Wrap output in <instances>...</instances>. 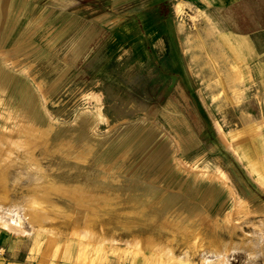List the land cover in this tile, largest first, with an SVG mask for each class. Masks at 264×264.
Here are the masks:
<instances>
[{
    "label": "rangeland",
    "instance_id": "rangeland-1",
    "mask_svg": "<svg viewBox=\"0 0 264 264\" xmlns=\"http://www.w3.org/2000/svg\"><path fill=\"white\" fill-rule=\"evenodd\" d=\"M0 166V264H264V0H0Z\"/></svg>",
    "mask_w": 264,
    "mask_h": 264
},
{
    "label": "bare ground",
    "instance_id": "bare-ground-1",
    "mask_svg": "<svg viewBox=\"0 0 264 264\" xmlns=\"http://www.w3.org/2000/svg\"><path fill=\"white\" fill-rule=\"evenodd\" d=\"M182 2V1H181ZM176 4V3H175ZM183 4V3H182ZM180 5L181 4H178L177 5V8H178V10H180V12H182V10H181V8H180ZM203 35V34H202ZM206 38V37H205ZM216 55V54H215ZM214 55V56H215ZM217 62V61H216ZM227 66H229L230 68H231V66H230V64H226L224 67H223V69L226 71V73L227 74H229V76L231 77V76H233L234 74H232V72H228L229 71V68L227 67ZM2 169H3V167H1L0 166V174H2L3 172H1L2 171ZM110 178V177H109ZM111 179V178H110ZM113 179V178H112ZM4 182V179H3V177H1L0 178V186H3V182ZM2 198V196H1V194H0V199ZM106 202V201H105ZM24 214H25V216H26V218L30 221V223H42V221H43V219H46L47 217H48V215H47V210L44 208V205L40 202V200L39 199H37V198H34L33 196H29L28 197V201L26 202V207H25V210H24ZM68 217H70V216H68ZM39 224V225H40ZM89 238H91V237H89ZM94 238V237H93ZM78 239H80V241L82 240L81 239V237H78ZM88 243V242H87ZM95 248V247H94ZM218 248V247H217ZM94 250V249H93ZM95 252H96V250H94ZM94 251H93V253H94ZM87 253V252H86ZM97 253V252H96ZM86 258V257H85ZM93 258H96V259H93ZM93 258H86L87 260H85L84 259V261H87L88 262V264H96L97 263V261L99 260L98 258H97V256L96 257H93ZM137 263L138 264H141L142 263V258H138V260H137ZM136 263V264H137Z\"/></svg>",
    "mask_w": 264,
    "mask_h": 264
},
{
    "label": "crops",
    "instance_id": "crops-1",
    "mask_svg": "<svg viewBox=\"0 0 264 264\" xmlns=\"http://www.w3.org/2000/svg\"><path fill=\"white\" fill-rule=\"evenodd\" d=\"M192 36H193V39L195 40V39H197L198 40V42H199V45L200 46H202L203 45V41H202V39L200 38V36L198 35V33H196V31L195 30H193L192 31ZM210 60V59H209ZM210 62H211V60H210ZM212 65V64H211ZM230 66H231V68L229 67V66H227L228 68H229V71L228 72H232V74L234 73V69L232 68L234 65H233V63H231L230 64ZM229 75V74H228ZM222 80V79H221ZM227 80H233L232 79V76L230 77L229 76V78L227 77ZM175 122H179L178 120H175Z\"/></svg>",
    "mask_w": 264,
    "mask_h": 264
}]
</instances>
